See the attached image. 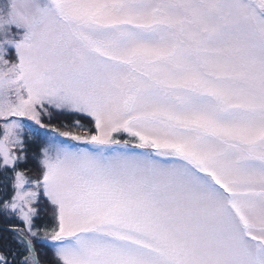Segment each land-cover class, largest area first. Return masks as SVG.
I'll return each instance as SVG.
<instances>
[{"label": "snow or ice", "instance_id": "snow-or-ice-1", "mask_svg": "<svg viewBox=\"0 0 264 264\" xmlns=\"http://www.w3.org/2000/svg\"><path fill=\"white\" fill-rule=\"evenodd\" d=\"M49 252L264 264V0H0V264Z\"/></svg>", "mask_w": 264, "mask_h": 264}, {"label": "trees", "instance_id": "trees-1", "mask_svg": "<svg viewBox=\"0 0 264 264\" xmlns=\"http://www.w3.org/2000/svg\"><path fill=\"white\" fill-rule=\"evenodd\" d=\"M74 119H76V117H74V116H72V115H68L67 117H65V119L64 120H61V122H63V123H72L73 122V120ZM85 120H82V122H84ZM33 164H34V162H33ZM32 165L30 164V167H31ZM48 255H50V252L49 253H47ZM52 259L51 258H48V257H46V255H44V254H42V261H43V264H50V261H51Z\"/></svg>", "mask_w": 264, "mask_h": 264}, {"label": "rangeland", "instance_id": "rangeland-1", "mask_svg": "<svg viewBox=\"0 0 264 264\" xmlns=\"http://www.w3.org/2000/svg\"><path fill=\"white\" fill-rule=\"evenodd\" d=\"M68 115H66V116H61L60 118H59V120H58V122H61V120H64L65 119V117H67ZM82 122V121H81ZM30 123V122H29ZM82 123H84V124H88V121L87 120H85L84 122H82ZM34 163H35V161H33ZM46 257H48V258H51L52 259V254L50 253V255H46Z\"/></svg>", "mask_w": 264, "mask_h": 264}]
</instances>
